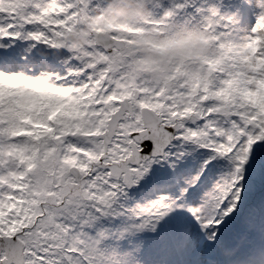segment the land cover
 I'll list each match as a JSON object with an SVG mask.
<instances>
[{
    "label": "snow or ice",
    "instance_id": "snow-or-ice-1",
    "mask_svg": "<svg viewBox=\"0 0 264 264\" xmlns=\"http://www.w3.org/2000/svg\"><path fill=\"white\" fill-rule=\"evenodd\" d=\"M108 3L0 0V264H264V0Z\"/></svg>",
    "mask_w": 264,
    "mask_h": 264
},
{
    "label": "clouds",
    "instance_id": "clouds-1",
    "mask_svg": "<svg viewBox=\"0 0 264 264\" xmlns=\"http://www.w3.org/2000/svg\"><path fill=\"white\" fill-rule=\"evenodd\" d=\"M130 0H109L108 8L112 9V14L110 16V21L113 23H109L105 25V28L113 27V28H120L130 22L133 21L135 16H139L141 12V8L143 6V0H141V5L139 8L135 9V16L129 15V9L126 7L121 6L122 4L129 3ZM201 49L197 48L194 49L190 55L197 56L201 54ZM189 55L184 48L183 44L179 43L177 46H175L171 52L170 55L167 57L166 60L162 64L157 63L162 71H167L172 67V64L174 61H177L181 59L182 57H186ZM151 57L147 55H141L140 56V62L142 65H150L153 63H150Z\"/></svg>",
    "mask_w": 264,
    "mask_h": 264
},
{
    "label": "rangeland",
    "instance_id": "rangeland-1",
    "mask_svg": "<svg viewBox=\"0 0 264 264\" xmlns=\"http://www.w3.org/2000/svg\"><path fill=\"white\" fill-rule=\"evenodd\" d=\"M121 6L129 9L130 16H135V9L139 8L136 0H130L129 3L122 4ZM142 39L144 40L141 41ZM177 43L179 44V42ZM133 44L136 46V50L140 53V56H150L152 59L149 62L153 64H162L164 60H166L170 55V52L173 49V43L166 45L162 41H160L159 38L152 35H145V37L143 38L138 35L137 38L133 41Z\"/></svg>",
    "mask_w": 264,
    "mask_h": 264
},
{
    "label": "bare ground",
    "instance_id": "bare-ground-1",
    "mask_svg": "<svg viewBox=\"0 0 264 264\" xmlns=\"http://www.w3.org/2000/svg\"><path fill=\"white\" fill-rule=\"evenodd\" d=\"M143 37H145V35L144 36H141V38H143ZM145 39V38H144ZM144 39H142L141 41H143ZM178 45V43H173V48L175 47V46H177Z\"/></svg>",
    "mask_w": 264,
    "mask_h": 264
}]
</instances>
